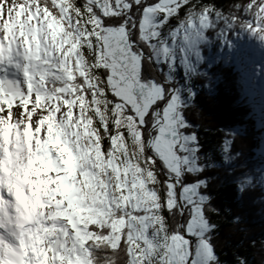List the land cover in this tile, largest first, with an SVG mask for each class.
<instances>
[{
	"label": "snow or ice",
	"instance_id": "obj_1",
	"mask_svg": "<svg viewBox=\"0 0 264 264\" xmlns=\"http://www.w3.org/2000/svg\"><path fill=\"white\" fill-rule=\"evenodd\" d=\"M234 8L225 14L190 0H0V264H221L218 225L207 215L210 181L199 175V138L189 131L190 104L176 73L182 67L185 78L192 75L198 43L221 24V36L240 27L264 39V0ZM145 62L163 79L146 77ZM38 137L50 138L63 165L48 173L55 199L41 202L45 219L57 201L71 210L64 242L40 248L13 244L4 223L13 214L23 219L38 191L26 170L36 164L21 155L35 151ZM186 174L197 178L186 183ZM169 217L182 219L173 227Z\"/></svg>",
	"mask_w": 264,
	"mask_h": 264
},
{
	"label": "trees",
	"instance_id": "obj_2",
	"mask_svg": "<svg viewBox=\"0 0 264 264\" xmlns=\"http://www.w3.org/2000/svg\"><path fill=\"white\" fill-rule=\"evenodd\" d=\"M197 1L198 6L212 4L225 14L235 11L237 3L243 6L250 2ZM220 27L223 24L210 30L207 36H221ZM241 29L236 27L226 32V43L232 48L224 49L221 54L219 48L216 52V48L211 51L210 46H203L192 75L185 78L182 69L176 79L179 87L182 80L188 79L190 91L195 93L191 98L185 92L190 104L185 116L191 125L189 131L199 138L198 158L204 169L199 175L210 181L207 192L212 198V208L208 209L207 215L218 225L213 243L221 264H239L238 258L245 264H264V115L253 100L257 94L247 91L243 67L235 63V35ZM99 71L107 75L103 70ZM142 71L149 78L159 74L156 66L147 62ZM103 142L107 150L110 142ZM161 178L164 179L163 175ZM196 178L186 174L185 182H194ZM164 214L168 216L166 211ZM235 216L241 218L239 223L232 222ZM177 220L181 218L173 220L169 217L170 226L174 227Z\"/></svg>",
	"mask_w": 264,
	"mask_h": 264
},
{
	"label": "clouds",
	"instance_id": "obj_3",
	"mask_svg": "<svg viewBox=\"0 0 264 264\" xmlns=\"http://www.w3.org/2000/svg\"><path fill=\"white\" fill-rule=\"evenodd\" d=\"M18 2V0H13V3ZM3 33V22L0 21V35ZM260 35H264V28H262ZM35 113V109H33ZM39 116H43V113H36ZM22 122V121H21ZM23 137V134H22ZM42 140V142H40ZM35 151L28 153L27 150L21 154L24 159L29 156L35 162L36 167L28 165L27 171L32 173L33 179L36 181L35 187L37 188V193L28 198L27 210H22L23 219H17L15 214L11 220L5 219L4 223L6 226V231L10 237H12V243L17 244L21 239L24 240L26 244L32 245L36 244L37 248L47 247L49 245L59 246L64 242V236L68 229V224L63 217L70 216L71 210L68 208H62L59 201L56 202L55 207L47 209V217L45 219V210L41 208V202L44 205L51 204L53 199H55V193L53 189L49 187V180L51 177L48 175L53 169L62 167L63 165L60 161L53 156L54 148L52 147L49 137H38V142L33 145ZM43 174L42 177L40 174ZM56 188L63 191L62 185L58 183ZM21 200L24 199L22 193L20 194ZM9 208L13 205L9 204ZM41 208L39 213L36 209ZM31 220L33 223L29 224L28 221ZM17 223L21 227H17ZM63 228L64 231L61 232L59 229ZM38 241H43V245L39 244ZM17 246V251H19ZM52 264V261H49Z\"/></svg>",
	"mask_w": 264,
	"mask_h": 264
},
{
	"label": "rangeland",
	"instance_id": "obj_4",
	"mask_svg": "<svg viewBox=\"0 0 264 264\" xmlns=\"http://www.w3.org/2000/svg\"><path fill=\"white\" fill-rule=\"evenodd\" d=\"M198 4L199 3L197 0H190V5H196L197 7H199ZM187 7L188 6H186L185 9H183L181 11V13H180L181 17H183L185 12L187 11ZM171 23L174 26L177 23L176 19L173 18ZM235 38H236V42H235L236 43V45H235L236 50L234 51L235 58H236L235 63L239 67H243L244 74H246V72H247L248 75H252L253 76L252 80H253L255 78L256 74L260 75V73H261L259 70L256 69L257 66H255V65L258 63V60H260V58H261V57L260 58L257 57V53H260L262 55L264 54V39H261L258 34H252L251 32H249L243 28L241 29V31L239 33H237V35H235ZM227 39L228 38H226L224 36H215L213 38H210L207 36L204 40H202L198 43V45H197L198 51L201 53L202 52L201 48L203 46L204 47L207 46V48L210 46L211 51H213V49L215 50V48H216V52H217V50L219 48L218 53L221 54L224 49L226 50V49L232 48V47L228 46V44L226 43ZM213 45H214V47H213ZM241 49H242V51H241ZM237 51H241V52L237 54ZM197 65H198V60L194 58V67L192 70H194V68ZM182 69L185 70L182 67L181 68L178 67V71H177L176 75ZM164 70L166 71V66H164ZM99 74L101 75L102 78H106V76L103 72L99 71ZM159 74H157V77H155L153 75H151V76L162 80L163 77L161 76V72H159ZM252 80L247 82V88L250 89V90L247 89V91L256 92L257 88L259 86V78H257L258 82L256 81L258 85H253L254 83ZM188 83H189L188 79H186L185 81L182 80V83L180 86V88L185 90L184 91V99H187L185 97V92H188L190 90ZM186 85L188 86L187 88L185 87ZM259 88H260V86H259ZM109 96H110V94H109ZM110 98H111V96H110ZM253 100L258 103L257 109L260 110L261 115H264V95L263 94L262 95L257 94L256 96L253 97ZM13 111L14 112L16 111L15 106H14ZM263 124H264V121H263ZM263 134H264V131H263ZM103 144H104V142H103ZM198 155H199L198 152L194 153V158L199 163ZM161 180H162V178H161ZM163 194L164 193L162 192V195ZM183 219H186V217Z\"/></svg>",
	"mask_w": 264,
	"mask_h": 264
}]
</instances>
